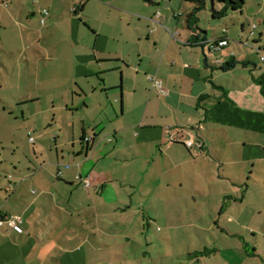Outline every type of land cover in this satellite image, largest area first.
<instances>
[{
  "label": "crops",
  "instance_id": "0c3cea01",
  "mask_svg": "<svg viewBox=\"0 0 264 264\" xmlns=\"http://www.w3.org/2000/svg\"><path fill=\"white\" fill-rule=\"evenodd\" d=\"M255 1L227 12L246 16L241 30L199 19L193 35L182 0H0V147L34 139L31 155L0 153V219L24 229L0 225V264H264L233 215L264 170ZM177 128L203 144L170 143Z\"/></svg>",
  "mask_w": 264,
  "mask_h": 264
},
{
  "label": "rangeland",
  "instance_id": "374dc122",
  "mask_svg": "<svg viewBox=\"0 0 264 264\" xmlns=\"http://www.w3.org/2000/svg\"><path fill=\"white\" fill-rule=\"evenodd\" d=\"M188 6H193L195 5L193 3H188L184 2ZM207 5L199 12V19H201V26L204 28L203 30L209 29V32L211 34L216 33L217 35H220L222 33V29L225 27H233L236 26V23L239 21V24L237 25V28L241 30V26L246 20V16L242 14L241 11H237L233 17L237 19H232L231 16L229 18L225 19H214L212 17V8H213V3L211 0L206 1ZM258 2L255 0H248V5L251 7H254ZM259 9V7H258ZM257 9V10H258ZM232 13V12H230ZM212 19L213 24L212 26L209 25L208 20ZM232 19V20H231ZM254 38H252L253 40ZM254 41V40H253ZM28 143L29 140L28 138H24L22 140H19L14 147H9L11 145H6L5 146V151L3 150L2 147H0V153H3L4 157H10L12 152L14 153L15 157H25L26 155H31L32 154V147ZM54 144H51V147H53ZM54 151V148H53ZM28 153V154H27ZM259 198H264V170L259 171L254 175L253 178V191L251 194L247 196L246 203L243 206V209L240 210V208L237 206L236 210L233 211V215L235 218H238L239 212L244 213V215L247 217L249 223L247 226V221H245V225L243 226V233L246 234V239L247 243L249 244V249L253 250L254 247L257 248L259 251H261L264 254V200H263V206L260 203L261 199ZM244 216V217H245ZM162 229L165 227H162L161 225H157L156 227H152L150 229V234L153 236L159 235L160 232H157L156 229ZM242 228V227H241ZM245 228V229H244ZM247 228H249L247 231ZM142 232V229H141ZM142 237L140 236L138 238L139 243H134L136 245V248L138 250H148L146 247L147 242H146V236L145 232L143 233ZM175 244H177L175 247L176 249H179V245L181 242L175 241ZM212 244H214V241L210 243V249L215 248ZM216 245V243H215ZM235 243L229 242V243H223L221 246L223 248L229 246V248L234 247ZM155 250V249H154Z\"/></svg>",
  "mask_w": 264,
  "mask_h": 264
},
{
  "label": "built area",
  "instance_id": "2783aa9c",
  "mask_svg": "<svg viewBox=\"0 0 264 264\" xmlns=\"http://www.w3.org/2000/svg\"><path fill=\"white\" fill-rule=\"evenodd\" d=\"M72 1H77V0H72ZM44 15H48L47 11H43ZM42 23H44V19L42 20ZM251 35L254 36L256 33L257 29V24L256 23H251ZM214 45L212 46V50H220L223 47H226L229 45V41L226 39H223L220 42L213 43ZM264 60V58H262ZM150 82L152 83V90L155 92L159 93L160 95H167V91L163 88L162 82L158 80L154 76H149L148 77ZM167 140L170 143H180L186 145V147L192 149V148H198L196 145L195 141V131L194 129H182V128H177V129H172L167 131ZM93 140L92 137H86L85 141L86 142H91ZM34 139H30V143H32ZM78 179L81 181L83 180L81 177H78ZM85 186L89 188L91 186L90 181L88 179L84 180ZM22 220L20 217L17 216H6L4 218L0 219V225L6 224L10 229L15 231L16 233L22 235L24 233V229L21 225Z\"/></svg>",
  "mask_w": 264,
  "mask_h": 264
},
{
  "label": "trees",
  "instance_id": "16d2710c",
  "mask_svg": "<svg viewBox=\"0 0 264 264\" xmlns=\"http://www.w3.org/2000/svg\"><path fill=\"white\" fill-rule=\"evenodd\" d=\"M182 1L193 3L195 5L193 12L189 14L187 17V28L188 30H190V32L193 35H195L198 33V31H201L198 26V23H199L198 15H199V12L205 7L206 1L205 0H182ZM216 1L223 3L224 7L220 11L216 10L215 8L212 9L213 11L212 17L214 19H223L226 17L228 10H240L244 4V0H216ZM202 32L205 33L204 31ZM222 40L223 38H219L216 40V42H220ZM232 65H233L232 63L231 64L227 63L226 66L222 67V70L226 71L229 68H231ZM85 138H84V142H86Z\"/></svg>",
  "mask_w": 264,
  "mask_h": 264
},
{
  "label": "water",
  "instance_id": "95a60500",
  "mask_svg": "<svg viewBox=\"0 0 264 264\" xmlns=\"http://www.w3.org/2000/svg\"><path fill=\"white\" fill-rule=\"evenodd\" d=\"M149 1V0H148ZM197 133L195 132V135H196ZM203 144V141H202V139L200 138V137H198V136H196V145L197 146H201Z\"/></svg>",
  "mask_w": 264,
  "mask_h": 264
}]
</instances>
